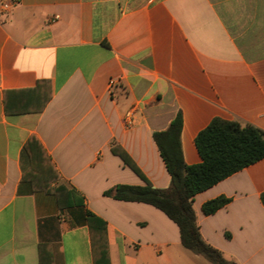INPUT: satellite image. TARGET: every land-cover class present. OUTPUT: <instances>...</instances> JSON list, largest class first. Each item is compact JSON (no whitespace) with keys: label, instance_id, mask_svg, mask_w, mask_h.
<instances>
[{"label":"crops","instance_id":"obj_1","mask_svg":"<svg viewBox=\"0 0 264 264\" xmlns=\"http://www.w3.org/2000/svg\"><path fill=\"white\" fill-rule=\"evenodd\" d=\"M11 1L0 13V264H103L88 213L106 224L109 264H212L160 210L103 193L169 186L152 134L177 113L186 165L200 162L194 138L214 118L264 130V0ZM31 139L45 180L58 174L54 192L23 179ZM262 192L264 159L193 197L201 237L237 264H264ZM218 196L230 201L204 215Z\"/></svg>","mask_w":264,"mask_h":264},{"label":"trees","instance_id":"obj_2","mask_svg":"<svg viewBox=\"0 0 264 264\" xmlns=\"http://www.w3.org/2000/svg\"><path fill=\"white\" fill-rule=\"evenodd\" d=\"M181 128V115L177 113L165 130L152 134L170 177L167 188H153L148 183L144 186L117 184L105 191L103 195L115 200L140 202L153 206L177 226L183 248L202 255L212 264H237L234 260L225 258L219 250L201 237L192 206L193 197L264 159V130L250 125L242 126L236 121L214 118L194 138L200 162L186 165L180 148ZM24 150L28 154L30 167L23 179H28L35 191L54 192L48 188V183L57 180L58 174L51 168L49 178L45 180L40 158L45 155L38 141L31 139ZM111 152L120 158L124 166L142 180H146L134 161L119 145H113ZM45 181H47L46 187L43 184ZM259 200L264 205V192L260 194ZM229 201L230 199L224 196H218L202 204V213L211 215ZM88 222L90 227L93 223L97 226V232L103 238L101 260L103 264H109L105 239L106 224L91 213H88Z\"/></svg>","mask_w":264,"mask_h":264},{"label":"built area","instance_id":"obj_3","mask_svg":"<svg viewBox=\"0 0 264 264\" xmlns=\"http://www.w3.org/2000/svg\"><path fill=\"white\" fill-rule=\"evenodd\" d=\"M12 1L11 0H0V13H8L11 10L12 7ZM114 83V80H110V85ZM131 118H132V113L128 112L125 115L124 121L127 126L131 125Z\"/></svg>","mask_w":264,"mask_h":264}]
</instances>
